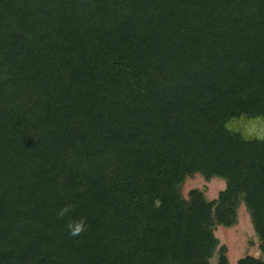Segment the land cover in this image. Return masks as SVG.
I'll list each match as a JSON object with an SVG mask.
<instances>
[{
	"label": "trees",
	"instance_id": "16d2710c",
	"mask_svg": "<svg viewBox=\"0 0 264 264\" xmlns=\"http://www.w3.org/2000/svg\"><path fill=\"white\" fill-rule=\"evenodd\" d=\"M243 118L264 121V0H0V264H211L241 200L264 253ZM195 174L227 188L185 207Z\"/></svg>",
	"mask_w": 264,
	"mask_h": 264
},
{
	"label": "rangeland",
	"instance_id": "374dc122",
	"mask_svg": "<svg viewBox=\"0 0 264 264\" xmlns=\"http://www.w3.org/2000/svg\"><path fill=\"white\" fill-rule=\"evenodd\" d=\"M231 127L243 132L247 138H264V121L261 119L247 120L246 118L236 120ZM227 188V181L223 178L214 177L206 180L201 174L188 177L181 186L180 191L183 196V204L188 207L191 202L190 193L193 190H200L209 202L218 200L221 192ZM251 213L244 200L240 201L238 208V221L235 226L225 227L218 225L214 228V235L219 241V245L210 259L211 264H219L220 257L226 249L225 255L229 264L253 256L258 258L260 254V240L255 231ZM236 264V263H235Z\"/></svg>",
	"mask_w": 264,
	"mask_h": 264
},
{
	"label": "crops",
	"instance_id": "0c3cea01",
	"mask_svg": "<svg viewBox=\"0 0 264 264\" xmlns=\"http://www.w3.org/2000/svg\"><path fill=\"white\" fill-rule=\"evenodd\" d=\"M252 218V217H251ZM259 259L263 260L264 261V253L260 252L259 256H258ZM230 262L232 264V260L230 259ZM237 264V261H235L233 264Z\"/></svg>",
	"mask_w": 264,
	"mask_h": 264
}]
</instances>
